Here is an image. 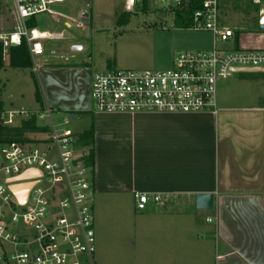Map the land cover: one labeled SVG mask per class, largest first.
Segmentation results:
<instances>
[{
    "label": "crops",
    "instance_id": "0c3cea01",
    "mask_svg": "<svg viewBox=\"0 0 264 264\" xmlns=\"http://www.w3.org/2000/svg\"><path fill=\"white\" fill-rule=\"evenodd\" d=\"M263 1L218 0L221 27L230 29L225 24L233 22L241 30L230 29L233 51L264 50ZM78 18L88 20L90 29L89 11ZM55 60L62 63L51 68L79 77L71 98L48 93L44 105L70 119L87 115L94 121L93 228L103 201L105 230L115 235L105 241H121L122 264H264V94L219 95L226 79L218 83L215 115L102 114L133 126L121 149L109 154L102 144L107 137L97 128L100 118L92 112L95 71ZM138 193L163 196V202L139 211ZM197 195H213L214 209L198 211Z\"/></svg>",
    "mask_w": 264,
    "mask_h": 264
},
{
    "label": "built area",
    "instance_id": "2783aa9c",
    "mask_svg": "<svg viewBox=\"0 0 264 264\" xmlns=\"http://www.w3.org/2000/svg\"><path fill=\"white\" fill-rule=\"evenodd\" d=\"M1 1L9 10L8 22L0 27L4 56L25 44L37 69L38 59L61 55L58 44L65 40L64 34L40 32L33 23L37 16L52 14L55 5L67 0ZM150 1L153 0H124L125 10L132 12L137 5ZM155 1L165 3L171 11L189 2ZM253 1L261 4V0ZM219 17L218 0H205L193 15L191 29L214 37L211 52L181 53L174 58L173 68L163 72L95 73L91 87L95 110L101 114H217L220 81L242 71H264V50L218 51V42L227 43L234 38L232 30L221 27ZM259 24L264 25V15ZM76 28H83V23H77ZM62 58L69 62L68 57ZM44 111L35 117L43 127L49 120L58 162L51 160V149L40 148L44 140L0 145V264H83L82 257L87 258L88 264H95L92 172L76 147V134L55 125L54 110L45 106ZM21 116L3 111L0 121L3 126L15 127V121L21 123L34 115ZM29 171L38 176L28 181L33 186L22 206L10 191V182ZM134 199L139 211L149 202H163V196L141 193L135 194Z\"/></svg>",
    "mask_w": 264,
    "mask_h": 264
},
{
    "label": "rangeland",
    "instance_id": "374dc122",
    "mask_svg": "<svg viewBox=\"0 0 264 264\" xmlns=\"http://www.w3.org/2000/svg\"><path fill=\"white\" fill-rule=\"evenodd\" d=\"M83 9L89 11L92 16L89 24L90 34L85 24L81 29L76 28L77 23H81L78 14ZM127 13L130 14L126 16ZM123 15H125L124 18H122ZM124 20L128 22L125 23ZM33 24L40 32L63 33L65 40L61 42V55L57 57H68L69 63L66 65L83 68L90 72L95 71L92 74V80L97 72L168 71L173 68L174 58L179 54L211 52L214 46L212 34L192 30L191 27L189 29L179 28L175 14L168 9L165 3L155 0L150 1L145 8L132 12L125 10L124 0H88V3L67 0L57 6L52 14L37 16ZM225 26L237 32L240 30L233 22ZM246 28L249 26L246 25ZM76 45L83 50L79 53L72 52V47ZM217 48L218 51L226 53L234 50L230 43L218 42ZM57 57L38 59L37 69L33 64L32 69L7 67L0 71V104L3 105L4 112H17L22 116L25 114L37 116L45 112L36 101L38 90L44 101L48 93L59 99L71 98L75 92V80L79 76L72 72H57L56 68H51L61 65L62 62L55 60ZM244 78L246 81L242 82ZM263 78L264 73H236L223 84L221 91L219 88V95L264 94V87L260 84ZM92 112L100 118L97 122L98 130L107 137L106 144L102 143L104 148L109 151V154L120 150L119 146L133 128L132 124L124 119L101 116L102 114L98 113L93 105ZM53 120L55 125L64 126L76 134L80 130L88 129L91 123L90 116L75 115L74 119H70L69 115L58 114L56 111H53ZM14 124L15 127H19L20 121L17 120ZM38 124L41 123L38 122ZM45 127L47 131L44 133H29V139L34 142L44 140L45 143H42L40 148L42 150L51 149V160L58 162L57 148L51 141L52 129L49 120H46ZM98 146L100 145L97 144L96 147ZM125 147L127 144L122 146V150ZM95 154L94 139L93 156ZM91 201V205L96 206L95 199L92 198ZM101 204L103 206V201ZM102 206L94 211L96 240L94 262L95 264L109 262L122 264L125 260L120 253L121 241H105L114 238L115 235L113 231L105 230L103 223L105 213ZM115 244L117 251L111 254V249H114ZM81 260L83 264H88L86 257H82Z\"/></svg>",
    "mask_w": 264,
    "mask_h": 264
},
{
    "label": "trees",
    "instance_id": "16d2710c",
    "mask_svg": "<svg viewBox=\"0 0 264 264\" xmlns=\"http://www.w3.org/2000/svg\"><path fill=\"white\" fill-rule=\"evenodd\" d=\"M205 0H189V2L177 9L170 10L175 14L176 24L179 28L189 29L193 25V15L196 11L200 10ZM147 3L143 5H137L134 11H139L145 8ZM130 13H127L128 16ZM123 15L122 18H124ZM9 19V10L7 6L0 0V27L4 26ZM125 23L128 20H124ZM123 24V21L120 20ZM8 29H10L8 27ZM7 67L12 69H32L33 61L29 54L28 47L24 44L20 48L12 49L8 56H4L3 47L0 43V71ZM36 101L45 108L44 100L41 96L40 91L36 93ZM3 112V105L0 104V118ZM47 131L46 127L38 124L37 118L32 116L30 119L20 123L19 127H6L1 124L0 121V145L7 143H34L29 136V133H44ZM77 149L84 155V163L88 169L93 173L94 170V121L92 119L90 128L81 135H76Z\"/></svg>",
    "mask_w": 264,
    "mask_h": 264
},
{
    "label": "water",
    "instance_id": "95a60500",
    "mask_svg": "<svg viewBox=\"0 0 264 264\" xmlns=\"http://www.w3.org/2000/svg\"><path fill=\"white\" fill-rule=\"evenodd\" d=\"M88 24V20H84ZM264 31V25L260 27ZM89 32V28L86 29ZM83 49L79 46L73 47L74 53H79ZM242 73H264V71H242ZM34 176H38L37 172L29 171L20 176L19 178L10 182V191L17 199L20 205H25L32 188V184L28 181L32 180ZM196 209L198 211H212L214 209V196L213 195H197L196 196Z\"/></svg>",
    "mask_w": 264,
    "mask_h": 264
}]
</instances>
